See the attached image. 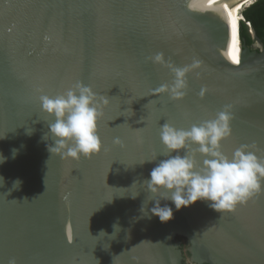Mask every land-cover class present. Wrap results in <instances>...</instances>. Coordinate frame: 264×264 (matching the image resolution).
Returning a JSON list of instances; mask_svg holds the SVG:
<instances>
[{
    "label": "water",
    "instance_id": "1",
    "mask_svg": "<svg viewBox=\"0 0 264 264\" xmlns=\"http://www.w3.org/2000/svg\"><path fill=\"white\" fill-rule=\"evenodd\" d=\"M207 3L193 11L188 0H0V264H185V242L188 264H264V188L232 211L204 201L176 211L161 200L171 221L141 212L154 206L143 182L164 159L165 122L188 129L227 109L224 154L249 145L264 158V43L253 29L254 45L241 42L226 0ZM157 53L164 63L150 59ZM169 65L190 68L182 98L157 91L173 84ZM77 83L108 103L101 151L74 160L48 152L53 117L39 98Z\"/></svg>",
    "mask_w": 264,
    "mask_h": 264
},
{
    "label": "clouds",
    "instance_id": "2",
    "mask_svg": "<svg viewBox=\"0 0 264 264\" xmlns=\"http://www.w3.org/2000/svg\"><path fill=\"white\" fill-rule=\"evenodd\" d=\"M188 5L195 11L209 8L207 0H188ZM150 59L154 63H164L162 53ZM169 67L174 75L173 84L161 85L157 91L168 93L172 99L182 98L187 87L186 74L190 68ZM195 67H199V62L191 65V68ZM39 99L41 110L53 117L43 136L45 141H52L47 145L51 155L79 160L81 156L91 158L99 154L102 141L98 135V120L103 115V106L108 103L106 98L102 97L98 101L91 87L77 83L64 94L41 95ZM231 119L230 112L225 109L215 119L193 124L188 129L176 128L167 122L161 125L160 141L166 152L159 155L164 159L156 163L149 178L143 182L151 197L147 204L149 201L154 202L151 209L144 202L141 208L144 216H156L161 223L171 221L174 218L173 208L167 203L162 206L161 200L170 201L176 211L197 201L207 202L218 213L232 211L238 204L246 203L262 191L264 158L249 150V145H241L231 156L222 151V142L231 135ZM31 133L27 131V134ZM17 153L18 149L12 150L13 158ZM198 155L203 157L202 162L197 160ZM157 158L145 160L142 164L157 161ZM6 159L0 153V164ZM3 183L4 178L0 176V186ZM20 184L19 179L15 180L13 188H18ZM113 227L114 233H117V229L120 231L118 224ZM8 264H16L15 259H10Z\"/></svg>",
    "mask_w": 264,
    "mask_h": 264
},
{
    "label": "trees",
    "instance_id": "3",
    "mask_svg": "<svg viewBox=\"0 0 264 264\" xmlns=\"http://www.w3.org/2000/svg\"><path fill=\"white\" fill-rule=\"evenodd\" d=\"M242 15L246 22L251 25L257 37L264 43V0H256L242 12ZM240 38L241 42L246 43L248 47L254 45V41L245 23H241Z\"/></svg>",
    "mask_w": 264,
    "mask_h": 264
},
{
    "label": "bare ground",
    "instance_id": "4",
    "mask_svg": "<svg viewBox=\"0 0 264 264\" xmlns=\"http://www.w3.org/2000/svg\"><path fill=\"white\" fill-rule=\"evenodd\" d=\"M256 0H226L227 18L241 26L242 12L251 6Z\"/></svg>",
    "mask_w": 264,
    "mask_h": 264
},
{
    "label": "rangeland",
    "instance_id": "5",
    "mask_svg": "<svg viewBox=\"0 0 264 264\" xmlns=\"http://www.w3.org/2000/svg\"><path fill=\"white\" fill-rule=\"evenodd\" d=\"M189 250H190V245L188 244V242H185L182 245V249H181L182 259H183V261H184L185 264H188L189 263V259H190V251Z\"/></svg>",
    "mask_w": 264,
    "mask_h": 264
},
{
    "label": "snow or ice",
    "instance_id": "6",
    "mask_svg": "<svg viewBox=\"0 0 264 264\" xmlns=\"http://www.w3.org/2000/svg\"><path fill=\"white\" fill-rule=\"evenodd\" d=\"M186 6H187L188 9H190L188 4H187ZM209 6H211V3H210ZM190 10H191V9H190ZM193 11H195V10H193ZM235 38H236V34H235V31H234V32H233V35H232V39H233V44H232V46H233V47H235ZM230 59L233 61V63H236V64H239V63H240V59H239V57H238L236 54H232V55L230 56Z\"/></svg>",
    "mask_w": 264,
    "mask_h": 264
},
{
    "label": "built area",
    "instance_id": "7",
    "mask_svg": "<svg viewBox=\"0 0 264 264\" xmlns=\"http://www.w3.org/2000/svg\"><path fill=\"white\" fill-rule=\"evenodd\" d=\"M244 23L246 24V26L251 29V25L249 23H247L245 20H244Z\"/></svg>",
    "mask_w": 264,
    "mask_h": 264
}]
</instances>
